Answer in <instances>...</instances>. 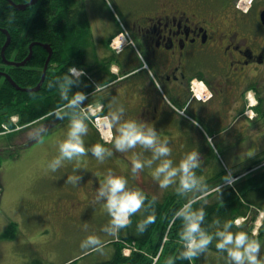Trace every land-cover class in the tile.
<instances>
[{
  "label": "flooded vegetation",
  "instance_id": "1",
  "mask_svg": "<svg viewBox=\"0 0 264 264\" xmlns=\"http://www.w3.org/2000/svg\"><path fill=\"white\" fill-rule=\"evenodd\" d=\"M241 1L141 0L130 10L114 13L104 8L101 30L88 16L91 36L86 34L82 69L86 85L93 89L83 104L99 108L102 117L123 106L125 119L148 122L161 140L170 121L182 122L219 144L232 141L226 144L228 155H263L258 146L264 141V4L253 0L244 11ZM120 34L126 42L116 51L112 42ZM196 81L207 88L203 100L193 94ZM242 122L247 126L241 127ZM113 128L115 139L118 133ZM109 146L113 154L94 163L101 173L103 168L122 175L119 170L131 167L138 156L152 157L143 145L124 152ZM205 151L207 160H212L210 150ZM115 153L123 158H115ZM102 178L90 174L85 179L84 192L92 197L83 213L94 201ZM77 197L74 191L63 213L59 209L55 215L53 226L63 228L77 218L73 215Z\"/></svg>",
  "mask_w": 264,
  "mask_h": 264
},
{
  "label": "trees",
  "instance_id": "2",
  "mask_svg": "<svg viewBox=\"0 0 264 264\" xmlns=\"http://www.w3.org/2000/svg\"><path fill=\"white\" fill-rule=\"evenodd\" d=\"M29 2L30 0H0V132L3 124L15 128L13 116H18V126L24 129L63 111L65 101L61 98L60 89L50 86V83L57 77H62L69 66L82 68L86 34L88 33L89 39L91 36L84 0H38L24 10L17 8V5ZM9 36L10 43L4 49ZM46 45L51 47V52ZM40 84L41 87L34 90ZM86 84V78L81 77L79 83L72 85L71 93H88L93 86L88 87ZM67 119L70 121L71 115ZM98 141L101 143L100 137ZM262 163L264 154L257 157L251 167ZM227 178L228 172L222 167L206 183L204 193H193L188 199L194 195L203 197L193 207L202 206L206 210L203 226L210 234L217 230L218 226L214 221L219 218L221 222L233 221L232 231L244 230L253 236L252 226L257 215L253 216L252 208L264 210V166L236 181L233 186L226 185L206 195L222 186ZM146 196V203L152 200V195ZM186 201L176 189L163 199L156 198L152 205L155 209V222L144 233H139L136 225L152 208L144 209L141 216L133 214L132 223L124 229L120 239L135 243L136 250L130 256H125L122 252L124 246L120 242H113L116 246L113 258L97 264H166L169 258H176L175 264H190L187 259L177 258L183 247L180 238L183 221L182 218L174 217L175 211ZM241 217L246 220L241 226H237L235 221ZM15 227L16 224H11L8 234ZM263 233L264 228L259 235L264 239ZM215 243L214 239L202 254L212 252L227 260L226 253L222 254L216 249ZM261 253L264 254V248H261ZM158 256V260L154 262ZM205 259L206 257L202 263L192 264H208Z\"/></svg>",
  "mask_w": 264,
  "mask_h": 264
},
{
  "label": "clouds",
  "instance_id": "3",
  "mask_svg": "<svg viewBox=\"0 0 264 264\" xmlns=\"http://www.w3.org/2000/svg\"><path fill=\"white\" fill-rule=\"evenodd\" d=\"M84 75V69L76 66H69L62 77H57L50 86L60 89L61 98L65 101L63 111L57 113L60 118L64 115H71L70 128L67 136L59 143V154L52 159L48 167L55 171L65 160L79 158L82 154L91 152L100 162L113 154L112 150L104 144L96 143L86 146L84 137L89 131L88 120L93 113L86 110L83 102L87 94L83 91L71 93V87L80 82ZM125 108L123 106L110 111L103 116V124L106 129L115 127L117 135L114 139L115 148L121 152L134 148L136 145H143L152 151V158L143 160L139 156L133 161L132 172L137 173L146 165L151 166L154 161L160 160L152 175L159 181L162 189L170 185H177L176 191L181 194L188 192L204 193L207 184L203 176L197 175L196 169L200 167L201 159L199 151H190L184 154L179 164H174L171 158L172 147L169 142L161 140L158 131L153 125L145 121L124 118ZM43 127L38 130L43 134ZM76 183L80 179L78 175L72 178ZM178 180V184H177ZM202 196L194 195L188 199L174 213L175 218H182L183 227L180 231V238L183 247L177 258L187 259L190 264L195 257L204 253L213 240H216L215 247L222 254L226 253L228 264H264V254L261 253L262 243L247 231H232L233 221L221 222L217 218L214 223L217 230L210 234L203 226L207 215L204 207L194 208L193 205ZM146 194L136 188L128 186V180L123 175H116L109 169L103 181L96 190L94 202L102 203L107 210L110 219L103 226L102 231L112 238H117L120 231L132 223L133 214L142 208H152L156 201L153 196L151 201ZM206 202V201H205ZM155 209L143 219L139 220L136 228L139 233H144L148 226L155 222ZM239 223V221H237ZM222 225V226H221ZM87 228V225L84 226ZM104 239L96 234H88L80 244L81 249L102 251ZM176 258H169L166 264H175Z\"/></svg>",
  "mask_w": 264,
  "mask_h": 264
},
{
  "label": "rangeland",
  "instance_id": "4",
  "mask_svg": "<svg viewBox=\"0 0 264 264\" xmlns=\"http://www.w3.org/2000/svg\"><path fill=\"white\" fill-rule=\"evenodd\" d=\"M106 1L107 4L104 0H84L87 15L89 16L90 21L95 23L97 30H101L103 27L101 11L104 8L109 9L113 6L116 10H130L135 8V6L141 2V0ZM261 3L264 4V0H261ZM252 114L254 115V113H251V115ZM59 119L60 117L56 115L51 119V121L54 122L56 120V123H58ZM170 122L171 123L165 126L164 133L161 135V137L163 140L166 139L169 142L170 146L172 147V151L174 149V151L171 153V158L173 159L174 164H179L185 153L193 150L199 151L201 164L200 167L196 169V172L197 175L203 176L205 178L206 183H209V180L213 178L223 167L220 157H224L228 162L227 155L229 153V146H226L224 143L219 144L217 141H215L214 143L216 148H214L209 143V140L205 134H203L197 127H192L189 124H183L182 122ZM261 123L264 125V122L261 121ZM88 125L89 131L84 139L86 146L90 147L96 143H99L97 140H99V137L101 136L97 128H95L92 123H89ZM68 126L62 130L59 129L57 131L59 135L66 138L70 124ZM92 134L96 137V139L92 137ZM210 140H212V138H210ZM105 146L108 148L110 147L109 145ZM138 146L139 144L136 145L135 148ZM258 147L264 149V141L261 142ZM206 149L210 150L212 160H207L209 155H207L205 151ZM56 150L59 152V149L56 148ZM117 154L115 153V158H123L120 153ZM82 155L85 162V166L83 167L87 169L86 178H88L90 174L96 175L99 180L100 176L105 177L108 170L105 171L102 168L101 173L100 169H98L94 164L99 160L94 155H92L91 152ZM72 160H70V162H72ZM251 161L252 159H250L248 163H251ZM159 163L160 160H156L151 166L146 165L137 173L132 172V165L131 167H125L124 169H126V171H124L122 168L119 170V172H121L122 175L127 178L129 187L140 189L145 194L150 193L157 199H163L165 196L173 193L177 185H170L167 189H162L160 187L159 181L152 175L153 170ZM86 178H84V182ZM101 181H103V178ZM227 181H229V177L226 179V182ZM143 183L145 185H142ZM85 187L86 186H84V188ZM84 188L83 191L86 190ZM83 191H78L76 194L80 195V193ZM83 194V206L85 207L86 202L87 204L89 203V200L87 199L91 198L92 196L86 192H83ZM192 194L193 192H188L181 194V196L184 200H188ZM252 211L253 216L257 215L252 226V234L255 238L261 241L262 248H264V239L259 237L262 229L264 228V210L252 208ZM77 212L78 209L73 212L74 217L78 216ZM143 212L144 209L142 208L135 214L141 216ZM4 217L5 215L0 216V264H71L73 262L76 264H97L113 258L116 252V246L113 244V242L119 240L126 250L132 251L130 245L120 239L121 233H123L124 229L120 231L117 238H112L102 231L103 226L108 223L110 216L107 210L101 204H99V202L93 201L89 207V210L85 208V212L81 217L75 218L73 222L70 221V223L63 228H58V226H53L50 224L48 226H44L42 223H26L19 226L17 224V227H15L8 234V230L10 229L12 223L7 224ZM237 221H239V223H237ZM244 222L245 218L241 217L235 221V224L237 226H241ZM85 225H87V228L84 227ZM31 227L35 228L36 231H39L38 234H40L30 236L26 231ZM90 233H96L104 239L105 244L102 251L88 250L85 252V250L81 249V241ZM164 241H166V239H164ZM159 256L155 258L154 262L158 260ZM204 257H206L205 261L208 262V264H211V260L212 264L228 263L224 257L212 252H207L206 255L201 254L200 256L195 257L193 262L202 263L204 261Z\"/></svg>",
  "mask_w": 264,
  "mask_h": 264
},
{
  "label": "crops",
  "instance_id": "5",
  "mask_svg": "<svg viewBox=\"0 0 264 264\" xmlns=\"http://www.w3.org/2000/svg\"><path fill=\"white\" fill-rule=\"evenodd\" d=\"M61 122L55 124L46 121L0 135V216L5 215L7 224L53 225L55 215L59 209L63 213L65 206L73 199L74 191H83L82 184L87 174V169L83 167V155L72 162L65 160L55 171L48 167L59 154L56 148L59 149V143L65 138L57 131L70 124L67 118ZM240 126H247V122H242ZM41 127L44 129L42 135L38 132ZM224 144L233 143L226 141ZM227 156L229 163L225 158L223 160L235 172L244 170L250 164V157L234 154ZM76 175L80 177L77 183L72 179ZM83 192L77 197V217L83 215ZM26 232L30 236L40 234L33 227Z\"/></svg>",
  "mask_w": 264,
  "mask_h": 264
},
{
  "label": "water",
  "instance_id": "6",
  "mask_svg": "<svg viewBox=\"0 0 264 264\" xmlns=\"http://www.w3.org/2000/svg\"><path fill=\"white\" fill-rule=\"evenodd\" d=\"M38 2V0H30V2L28 3V4H26V5H22V4H20V5H17V8L18 9H25L27 6H30V5H34V4H36ZM262 21L264 22V11H263V13H262ZM7 32V31H6ZM10 43V36L8 37V41H7V43H6V45H5V47H4V49L7 47V45ZM34 44H32V46H33ZM46 48H47V50L49 51V52H51L52 51V49H51V47L49 46V45H46ZM9 63H12V62H9ZM6 77H8V79H10V77L8 76V75H5ZM11 80V79H10ZM44 81V79L42 80V82ZM16 85V84H15ZM41 87V84L36 88V89H34V90H38L39 88Z\"/></svg>",
  "mask_w": 264,
  "mask_h": 264
},
{
  "label": "built area",
  "instance_id": "7",
  "mask_svg": "<svg viewBox=\"0 0 264 264\" xmlns=\"http://www.w3.org/2000/svg\"><path fill=\"white\" fill-rule=\"evenodd\" d=\"M96 124L99 127L100 131L103 132V123L101 121V119H96ZM1 193V191H0ZM127 255L130 253V250H127V252H125Z\"/></svg>",
  "mask_w": 264,
  "mask_h": 264
},
{
  "label": "bare ground",
  "instance_id": "8",
  "mask_svg": "<svg viewBox=\"0 0 264 264\" xmlns=\"http://www.w3.org/2000/svg\"><path fill=\"white\" fill-rule=\"evenodd\" d=\"M199 89H202V86L201 85H199Z\"/></svg>",
  "mask_w": 264,
  "mask_h": 264
}]
</instances>
